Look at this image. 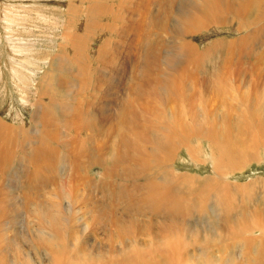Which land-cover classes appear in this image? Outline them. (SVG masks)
Listing matches in <instances>:
<instances>
[{"label": "bare ground", "instance_id": "obj_1", "mask_svg": "<svg viewBox=\"0 0 264 264\" xmlns=\"http://www.w3.org/2000/svg\"><path fill=\"white\" fill-rule=\"evenodd\" d=\"M30 1L18 6L24 15L6 13V34L48 24L32 4L41 0ZM67 1L69 21L74 3L91 2L86 25L94 34L106 20L109 38L90 72L79 35L64 27L81 88L46 75L30 98L15 86L32 116L28 126L0 120V264H264V181L227 180L264 154V0ZM218 24L237 35L215 39L207 57L193 40ZM92 128L97 140L74 138ZM181 152L210 163V176L178 173ZM92 165L95 180L86 175ZM16 212L36 222L33 234L3 226ZM75 213L92 240L110 245L90 246L86 236L78 246Z\"/></svg>", "mask_w": 264, "mask_h": 264}, {"label": "rangeland", "instance_id": "obj_2", "mask_svg": "<svg viewBox=\"0 0 264 264\" xmlns=\"http://www.w3.org/2000/svg\"><path fill=\"white\" fill-rule=\"evenodd\" d=\"M29 2H32V1H30V0H25V1L24 0H16V1L15 0H0V120L5 121L8 124L10 123L11 125H14V126H22V125L28 126L30 116H32V110L29 107V103H30L29 101L30 100H28V105L24 104L22 102V98H21L22 94L20 92H18L19 91L18 89L16 91V87H15L16 84H18L21 88H24L25 90L28 91L30 96L27 95V96H29L27 98L31 97V93L32 94L34 93V91H35L34 88L38 84L37 82H39V80L41 78H43L44 75H46V77H47L46 81L49 80L50 82H53V81H56V79H59L60 82L62 81L61 83L65 84L64 86H66V84H67V87L72 86L73 87L72 90L77 88V87L81 88V86L79 85L80 81L77 79V77L75 75L78 67H77V65L72 63V60L70 58V56L74 57L73 56L74 53L72 52V49H69L70 48L69 45H71V44L68 41L65 42L62 40V35L64 33V27H65V29H68L67 32L65 31V35L67 34L66 36L71 37L72 33L75 36L79 35V37L82 41V49L84 48L83 51H85V52H83L84 60L85 59L87 60V62L85 60V62L87 63V64L85 63V66H87L86 69L88 68V71H90V72H92L91 68L95 67V65H96L95 64V55H96V52H97L99 46L105 42L106 38H109V36L107 34H104V33H106V30H104L105 27L109 26V23L107 24L106 20H102L100 23H98L99 29L94 32V34L96 33L95 35L92 34V26L86 25L89 23V22H87V19H86L87 18L86 11L88 9L87 8L88 4L90 5L91 2L90 3H87V2H79V3L76 2V3H74L76 5V7L72 8L73 14H70L71 19L69 21L68 13H69L71 8L69 7V9H66V8H68L67 7V5H68L67 0H41V4L39 2H38V4L32 3L33 6L40 7V10L44 11V14H45L44 19H45L46 23H48V24L44 26L42 24H38L35 22H33V23L29 22L28 23L29 25L27 27H22L20 25H15V26L13 25L11 28L10 34H6L5 30L7 28H9V27H6V24H5V22H7V21L4 22V18L6 16V13L8 14L9 12H11L13 14H19L22 16L24 14L22 13V9L18 8V6L23 5L22 3L29 4ZM33 6H32V10L34 9ZM78 7H79V9H77ZM30 13H31L32 17H33V15L36 14L34 11H31ZM52 15H54V16H52ZM72 15H74V16H72ZM57 17H58V19H57ZM12 19L13 18H9L8 20L12 21ZM38 21H40V20H38ZM58 21H60V22H58ZM97 21H99V20H96V22ZM16 23H19V22H16ZM52 23H53V25H52ZM219 25L220 24H218L217 26H214L212 28V31L203 32L201 37H199V35L196 34L195 38L193 40V43L198 44L200 49L205 48L203 50V53H207V57H209V55H211L213 58V56H214L208 46L215 39H222L223 38V39L230 40V38L233 39L237 35V32H235L234 30H228L226 27H224V28L221 27V25L219 27ZM29 26H37V28L34 27V28L29 29ZM70 28L71 29L73 28L74 32L71 31ZM101 30H103L104 33L101 32ZM26 31L28 33L31 31L30 33H32V34H27ZM69 31H71V32H69ZM69 34H71V35H69ZM6 39H8V41ZM177 42H178V40H177ZM84 43L86 44V46ZM66 44H67V46H66ZM10 45H11V47H10ZM61 45L64 48H61ZM174 46L175 45H172L171 52L173 51L175 53L176 49L174 48ZM10 49H12V52H10ZM61 51L63 53H61ZM56 55H60V57L63 58L64 62L62 64L64 65V67L58 66L59 60L57 57L54 58V56H56ZM9 58H10V60H9ZM212 58H209V59H212ZM216 58H217V56L213 59V61L208 59L209 64L207 61H205L206 64H208V66H206V64H205L202 67L201 72H203V74L209 75L212 72V70H214L216 68V66L214 64L216 62ZM206 60H207V58H206ZM25 61H26V63H24ZM21 62H23L24 64L21 65ZM67 63L68 64L71 63V64L68 65ZM9 65L11 66L10 68L8 67ZM67 65H68V68H67ZM247 65H249V64H247ZM57 68L58 69L61 68V69L58 70ZM16 70H17L18 74L14 77L13 71H16ZM71 70H72V72H71ZM69 71L72 74H70ZM86 78H85L86 81L84 84H86V86L89 87V85L93 84L94 82H92L93 80L90 76H86ZM97 78H98V76L96 74L94 79L97 81ZM15 79L16 80L20 79V80L18 82H16ZM86 86H84V87H86ZM92 86H91V90L89 92H86V94L84 96H82L84 102H86V100L87 101L89 100L86 103H89L90 101L93 100V97H92L93 88H92ZM60 92L61 93L58 95V99L59 98L61 99L64 97V94H62V91H60ZM35 101H36L35 98L31 99V103H35ZM263 109H264V104L261 105V109H260L261 110L260 112H262V114L264 115ZM260 112H259V116L261 115L260 117L264 118V116H262V114ZM262 126H263L262 129H264V125H262ZM91 133L93 135L92 137L93 138L95 137L94 139L92 138V140H97L96 139L97 132L93 128L91 131L90 130L89 131L88 130L82 131V133L80 135L75 134V135H77L75 137H74L73 132H72V134L70 133V135H73V137L76 139H78V137L80 138V136H81V139H79V140L83 141L84 137H87L89 134L91 135ZM191 144L193 146L195 145L194 142H192ZM205 158L206 157L204 155H202L200 157V160H204ZM176 170L180 174H185V175L187 174L189 176L200 177L202 179L209 177L211 174L210 163H207L206 165H202L200 163L199 164L198 163L193 164L186 159L183 152H181L180 158L176 162ZM86 172H87L86 175L90 176V179L92 178L93 180H95L98 173H100L101 171L99 168L92 165V168L88 169ZM227 178H228L227 179L228 182H230V183L236 182L235 184H237L239 186L247 185L249 182H252L253 180L254 181H264V154L258 156L257 162H253L252 164L246 165L245 168H243L241 171H236V172L232 173L230 176H228ZM45 199H46L45 202H48V204L50 202H52V200H53V198L51 196H48V197L46 196ZM59 204L62 205L61 202ZM62 210H63V208H62ZM194 215H193V220L195 221L196 214H194ZM74 216L75 217H73L74 218L73 224L74 225L76 224L74 227H77L76 229L74 228V230L77 232L78 237L83 236V239L82 238L80 239L78 246H80L81 242H83L84 239H87V238H90L87 241V244L90 245L92 242L93 243L96 242V243H94V246L97 248L101 247L102 245H103L102 248L110 245L109 244L110 242L108 241V239H106L107 237H102V239H101V237L98 236L95 238V240H92V236L90 235L91 233L87 232L88 230L86 232H84L83 227H81L82 225L80 224L81 223L80 220H82V215L80 213H77V214L75 213ZM79 217L81 219H79ZM9 219L10 220L6 221L5 225H3L5 228L7 226H11L13 223L14 224L12 226L13 228H11L12 230L11 229L10 230L13 231L14 233H18L22 236H27V237L29 235L33 234L34 229H35L34 225H36V222L34 220H32V218H28L25 215H21V214L16 212V213L12 214V217ZM13 219H15V220L13 221ZM203 222H204V220H203ZM81 233L82 234L87 233L88 235L87 234L82 235ZM86 236H88V237L86 238ZM100 239L102 240V244L100 242L101 241ZM104 240H106V242ZM93 243L90 246H93ZM69 248L71 251L74 250V247L73 248L69 247ZM29 254L33 258V256H34L33 253L31 252ZM45 255L46 254H42L41 257L38 256V258L41 261H43V259L47 260L48 257H46ZM45 257H46V259H45Z\"/></svg>", "mask_w": 264, "mask_h": 264}]
</instances>
